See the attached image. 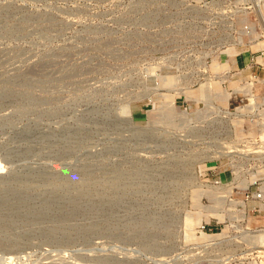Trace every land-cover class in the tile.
<instances>
[{
	"label": "rangeland",
	"instance_id": "1",
	"mask_svg": "<svg viewBox=\"0 0 264 264\" xmlns=\"http://www.w3.org/2000/svg\"><path fill=\"white\" fill-rule=\"evenodd\" d=\"M212 2L221 4L228 14L211 6ZM190 6L207 11L200 15L186 13ZM258 13L250 0H0V160L5 167L0 172L2 175L22 172L25 165L32 168L44 166L49 173L61 174L81 163H97L100 159L87 157L102 152L108 144L110 148L114 146L116 135L110 129L97 131L94 124L86 122L84 130H95L94 134L87 135L86 140L74 139L71 150H62V143L53 138H57L63 125L77 127L75 121L79 115L90 121L88 111L92 106L104 101L113 104L139 92L136 86L141 83L148 90L158 86L167 89L162 91L159 88L148 100L130 103L136 126L157 120L161 110L173 113L172 119H176L183 112L193 113L202 108L194 100L195 93L174 94L167 91L168 86L181 82L179 79L172 81L179 74H187L192 81L198 75L201 78L198 63L204 54H207L208 76H213L215 63H220L221 69L231 64L228 56L233 53L230 54L229 47L223 44L229 35L237 40L239 37L241 42L236 47L240 68L235 78L240 88L252 81L250 73L256 78L245 87L246 93L248 91L253 96L254 105L240 112L237 118L229 115L250 104L248 94L239 93L232 101L230 98L220 100H227L229 114L221 116L232 127L234 141L246 145L241 147L244 152L232 160L224 157L194 168L200 182L232 186L230 197L222 199V211L204 214L192 205L191 198L196 197L198 204L212 207V199L224 194L211 192L200 197L196 192L182 193L180 196H183L187 208L178 207L177 199L162 209L171 212L181 209L183 228L186 220L194 226L195 233L189 231L186 236L173 235L170 241L167 238L156 241L162 248L173 243V253L166 249L163 257L152 258L149 250L137 241L135 223L147 213L144 205L155 204L162 192L147 183L149 171L143 167L139 176L145 183L143 188L132 185L130 190L121 192L119 186L110 187L113 185L108 184L119 177L117 174L98 173L91 182V187L99 186L98 195L96 191L85 189L84 193L80 190L82 201L73 207L78 209L79 215L69 216L68 207L58 208L60 211L55 212L46 207L51 211L50 215L59 218L58 221H42L22 230L13 229L9 235L1 233L0 264H118L117 261L123 260L128 264H133L130 263L133 260H137L134 264H181L189 256L185 253L187 248L205 242L203 235L219 238L231 234L229 224L232 219L242 221L238 223L242 228L248 224L251 230L264 229V206L259 207L257 203L251 204L244 199L247 193L257 191L254 182H264V153L259 152L264 149V46L259 44L264 41V10ZM254 44L259 46L253 47ZM246 56L247 61L243 62ZM230 73H235L232 66ZM219 87L215 96L222 94L223 97L228 93ZM230 94L232 97L234 93ZM170 99L174 109H164ZM215 103L219 106L217 100ZM207 111L213 112L214 109ZM26 128L31 130L28 138L23 133ZM41 131L50 135L48 141L39 140ZM119 136V139H126L127 133ZM139 144V149L146 152L134 151L138 159L161 161L169 157V151L166 154L148 153L155 149L154 143ZM109 160H119L118 153L110 155ZM141 166L137 164L136 168L143 169ZM79 183L76 180L72 185L73 194L79 190ZM60 184V180L54 181L51 189L58 190ZM27 188H24V194L35 200L37 198L31 195L42 190L35 184ZM7 190L9 187L0 191ZM130 191L132 193L128 194ZM188 201L191 204H187ZM92 205L95 208L88 211L89 217L83 215L87 206L90 209ZM136 208L140 213L134 217ZM104 209L107 219L100 223L99 215ZM147 209L148 212L154 211L151 206ZM117 213L120 217L116 216ZM204 223L218 226L212 234L203 233L200 227ZM48 228H52L53 232H47L54 236L47 244L41 232ZM93 236L95 239L90 244ZM241 252L237 250L234 254L238 256ZM153 259L157 262L153 263ZM203 259L199 256L188 258L198 260V264H211ZM241 263L264 264V252L249 255L236 264Z\"/></svg>",
	"mask_w": 264,
	"mask_h": 264
},
{
	"label": "bare ground",
	"instance_id": "2",
	"mask_svg": "<svg viewBox=\"0 0 264 264\" xmlns=\"http://www.w3.org/2000/svg\"><path fill=\"white\" fill-rule=\"evenodd\" d=\"M250 2L255 11L259 12L258 14H260V11L264 10V0H250ZM211 6H213L214 8L217 6L222 11L221 13H227L221 6V4L212 2ZM188 11L194 15H200L202 12H206L207 10H204L201 7L196 8L195 6H190L187 7V10L185 12L189 13ZM223 44L229 47L228 51L231 54V52H236V47H238L241 42L239 37L237 40L236 37L234 39L231 35H229L228 39ZM259 44L264 46V41L259 42ZM256 46L259 45H253V47ZM203 56L204 57H201L198 63V67L199 69H201L200 73H202L201 78H199L200 75H198L197 78L195 77L192 81L186 76L187 74L182 76L179 74L172 81L179 79V81L181 82H178V84H173L171 87L168 86L170 90H167L179 95L188 94L190 92L195 93L197 99L195 97L194 100L199 102L202 105V108L196 109L193 113L183 112L181 115L176 116V119H172L173 113H165L163 110H161L162 112L160 117L166 119V122H162L161 118L159 117L157 120H153L151 122L146 123L145 126H136L133 123V119L129 109L130 103L148 100L149 98H151V94L153 92L155 93L156 91L161 89L157 84V89L151 88V90H148L146 89V87L141 86V84H143L141 83L136 86V88L139 89V92H131L133 94L132 96L119 102L115 101L116 103L113 101V104H106V101H104L99 105L96 104L92 106L90 108V111H88L92 118L90 121L89 119H86L83 115H79L75 121L77 127H74L73 125L69 126L68 124H66L65 126L63 125V127H61L59 131V134H57V138H53V140L55 139V141L62 143V150L70 148L73 149L72 144L74 139H85L87 135L89 136L91 134H94L95 132V130L94 132L84 130V128L86 129V122L89 124H94V126L96 127L95 129L97 131L101 129H110L112 134L116 135V138L113 137V139L115 138L113 140L115 143L114 146L110 148L108 144V147H105L102 152L96 154V152L93 151L95 155L88 154V159L89 157L93 159H100L97 163H81L79 165L72 166L70 170L61 174L57 172L49 173L44 166L32 168L26 167L25 165V168H22V172L12 171V175H9V179L7 181L0 182V190L9 187V190H7V192L0 191L1 199H5L6 202H10L11 199L20 196L21 198L26 199V197H29L30 195L24 194V188L28 189L27 187H29V185L35 184L37 185V189L40 188V190H42L38 193L32 194L31 196H34L39 201H41L42 204L40 203L39 206L42 210H46V207L47 209L51 208L53 210L56 208H60L63 210L68 207L70 208L69 216L79 215L78 209L73 207H75L79 201H82V195H79L81 193L80 190H82L83 192L85 191V189H87L88 192L96 191V194L98 195V190L100 189L99 186L96 185L95 187H91V182L93 178L97 177L96 174H117L119 177L108 181V184L113 185L110 187L119 186L121 192H126L130 190L129 188L132 185H136L138 188H143V184L145 183L141 182L139 176H141L140 172H142L144 168H147V170L149 171V179L147 183L149 185L151 184L152 189L156 188L157 191L162 190V192L161 198H157L155 204L149 205L153 207V212H148L147 208H149V206L144 205V208L145 210H147V213L144 214V217L141 218V220H139L137 224L135 223V225L138 227V229L135 230L137 241L139 240V242L146 249L149 250L148 254L152 258H156L157 256L159 257V255L163 257L166 249L167 251L170 250V252L173 253L175 250V246L173 243L171 244V242H169L166 248H162L157 244L156 241L158 239L166 238L167 241H170V237H172L173 235L176 234L186 236L187 232L189 231L195 233V231L193 230L194 226L192 225L190 220H186L187 223L184 224L185 228H183L180 219V212H182L181 209L172 212L166 210L163 211L162 209L167 205H172L177 199H179L178 207L187 208V205L183 200V196H180L182 193L196 192L200 197L206 192H211L215 195L216 193L224 194L217 195L212 199V207H203L201 204H198V199L196 197L191 198L193 200L192 202H194V204L192 205L196 207V210H199L204 214H209L210 212H221L222 199L230 197L232 192V186L230 184H224L220 186L219 184L212 185L200 182L198 175L194 171V168L195 166L201 167L203 163L219 160L224 157H229L232 160L234 159V157H236V155H240V152H244V149L241 147L246 146L236 143L234 141V131L232 127L229 126L228 122L222 119L223 116H221V114L227 115L229 114V111L227 108V100L225 102L220 100L222 98H231V94L226 93V95H224L223 97L222 94L215 96L214 92L216 89H218L217 87L221 85V80L217 79L216 81V78L207 75L208 66L205 61V57L207 56V54H204ZM194 81L196 82L193 83ZM138 83L139 82H137V84ZM243 86L244 87L242 88L235 89L234 92H237L238 94H248L250 104L244 106L243 108L237 109L236 113L230 114L229 116L232 115V118H237L240 112H243L247 110L249 106L254 105L253 96L249 94L248 91L246 93L245 87H247V85ZM166 89L167 88L161 90L163 91ZM216 100L218 101L219 106L216 105ZM164 109H174V103L172 99L167 102ZM207 109H214V111L208 112ZM30 131L31 130H27V128L24 130L23 133L25 138H28L27 136L29 133H31ZM122 133H127L126 139L118 138L120 137L119 135ZM49 136L50 135L45 133V131H41L39 134V140L41 139V141L46 142L49 140ZM51 136L54 137L55 135L52 133ZM179 136L183 138L180 139ZM91 139L92 137L90 138V140ZM37 141L38 140H36L35 142ZM141 142L154 143L155 149L150 150L149 152L147 151L148 153L166 154L169 151L170 154L167 155L169 157L161 161H148L138 159V157L134 155V151L136 152V150H140L139 145L141 144L139 143ZM247 144L252 145L253 143ZM262 148H264V146H262ZM141 151L145 150L141 149L140 153ZM259 152L264 153V149L263 151ZM117 153L119 160H109L110 155H114ZM34 156V158H36V155ZM24 157L26 156L24 155ZM21 160L22 159H20V161ZM137 164L142 165L141 167L144 168H136ZM235 164L236 162L234 163V165ZM4 168L5 167L3 165V162L0 160V172L4 171ZM58 180L61 181V184L58 186V190L54 191L53 189H51V187H53V182ZM76 180H79L80 182L79 186H77L79 190L75 191V193L73 194L71 192V189L73 187L72 185L75 184ZM13 184L14 186H12ZM16 185L19 187L16 188ZM138 188H136L135 190L138 191ZM147 188H149V186ZM140 191L141 192H138L142 193V190ZM127 193H132V191ZM253 196H255V193H253ZM116 203V205H118L119 202L116 201ZM188 203L191 204V202L189 201L187 202V204ZM94 208L95 205H92L90 209L89 206H87L86 210L82 214L85 216L88 215L89 217L88 211L93 210ZM136 209L137 210L135 211V213L137 214L135 216L140 213L139 209ZM231 221L232 222H230L229 224V231H232L231 234L219 238H213L211 236L203 235L206 239L204 243L194 245L193 247L187 248L185 250V253L189 254V256L185 258L187 260V263L183 264H198V260H188V258H194V256L205 258L202 261H207L211 264H236L244 260L245 257L253 255L254 253L262 254L264 251H260V249H264V229L251 230L248 224L246 228H242V225L238 224L240 222L242 223V221L234 219H232ZM52 228H48V232H53V230H50ZM118 229L124 230L123 227H119ZM237 250H241L242 252L239 253L238 256H235L234 253ZM185 259L182 260V262H184ZM117 262L118 264H128V261L124 262V260L122 262ZM152 262L155 263L157 262V260L153 259ZM130 263H137V260H133Z\"/></svg>",
	"mask_w": 264,
	"mask_h": 264
},
{
	"label": "water",
	"instance_id": "3",
	"mask_svg": "<svg viewBox=\"0 0 264 264\" xmlns=\"http://www.w3.org/2000/svg\"><path fill=\"white\" fill-rule=\"evenodd\" d=\"M66 169V168H65ZM9 174L5 175L0 174V182L7 181L9 179ZM41 201L35 200L29 197L21 198L16 197L11 199L10 202H6L5 199H1L0 196V234L4 233L5 235L10 234L13 229L22 230V228H28L36 223L48 222L49 220L58 221L59 218H54L50 210H42L39 206ZM42 204V203H41ZM58 208L52 210V212L60 211ZM62 210V209H61ZM106 210L102 211V214L99 215L100 223H105L107 219ZM117 217H120V214L117 213ZM135 216V215H134ZM62 219V217H60ZM19 227V228H16ZM48 231V230H46ZM43 231L42 237L45 243H51L53 236L52 234ZM8 234V235H9ZM29 234V233H24ZM28 237L29 235H24ZM99 238V237H98ZM94 236L91 238L90 244H93ZM8 244V243H7ZM0 245L2 243L0 242Z\"/></svg>",
	"mask_w": 264,
	"mask_h": 264
},
{
	"label": "crops",
	"instance_id": "4",
	"mask_svg": "<svg viewBox=\"0 0 264 264\" xmlns=\"http://www.w3.org/2000/svg\"><path fill=\"white\" fill-rule=\"evenodd\" d=\"M233 53V54H232ZM236 53H237V51L236 52H231V54H232V56L230 57V56H228L229 58H231V60H230V63L231 64H226V68H224V69H221V68H223L222 67V65L220 66V63H215L214 64V70H213V76H214V78H216V81H217V79L218 80H221V87H222V84L223 83H225V82H228L229 84H231L233 87H234V89H238V88H240V86H239V84H238V82H237V80L235 79L236 78V76L238 75V71H239V68H240V61H239V58H238V56L236 55ZM246 62L247 61V56H246V58L243 60V62ZM231 66H232V71L233 72H235V73H230V69H231ZM209 68V67H208ZM208 70V69H207ZM210 71V70H209ZM219 73H222V75H219ZM250 75L252 76L251 78H252V81H253V79H256L255 78V76L252 74V73H250ZM212 76V77H213ZM220 78V79H219ZM223 80V81H222ZM215 81V82H216ZM252 81L251 82H248V83H246V84H244V85H250L251 83H252ZM217 88H220L219 86L217 87ZM217 90V89H216ZM220 90V89H219ZM219 93L221 92V91H218ZM217 92V93H218ZM222 93V92H221Z\"/></svg>",
	"mask_w": 264,
	"mask_h": 264
},
{
	"label": "built area",
	"instance_id": "5",
	"mask_svg": "<svg viewBox=\"0 0 264 264\" xmlns=\"http://www.w3.org/2000/svg\"><path fill=\"white\" fill-rule=\"evenodd\" d=\"M246 29L247 28L245 27V30ZM250 61H253V58H251ZM219 75H222V73H219ZM222 88L224 89V91H226L228 93L230 92L232 94H233V92L235 90L234 87L231 84H229L228 82L223 83L222 84ZM238 95L239 94H237V92H234V94L232 95V97L229 100L232 101V100L236 99L238 97ZM253 144H255V143H253ZM254 185L257 186V191L255 192V196H253V193H247L245 195L244 199L248 203H251V204L252 203H257L259 205V207L260 206H264V182L256 181V182H254ZM217 226L218 225H211L209 223H207V224L204 223L203 225H201L200 230L203 233L212 234L213 230H215Z\"/></svg>",
	"mask_w": 264,
	"mask_h": 264
}]
</instances>
